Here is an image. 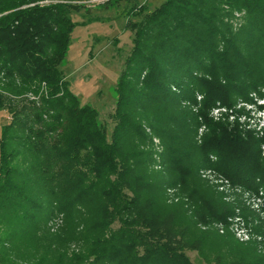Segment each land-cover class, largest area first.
<instances>
[{
	"label": "trees",
	"instance_id": "16d2710c",
	"mask_svg": "<svg viewBox=\"0 0 264 264\" xmlns=\"http://www.w3.org/2000/svg\"><path fill=\"white\" fill-rule=\"evenodd\" d=\"M92 1L0 0V264H264L202 178L264 197V136L210 116L264 98V0H106L132 34L110 134L64 73Z\"/></svg>",
	"mask_w": 264,
	"mask_h": 264
},
{
	"label": "rangeland",
	"instance_id": "374dc122",
	"mask_svg": "<svg viewBox=\"0 0 264 264\" xmlns=\"http://www.w3.org/2000/svg\"><path fill=\"white\" fill-rule=\"evenodd\" d=\"M106 0H93L90 3V14L83 11L74 14L73 20L78 23L99 16L101 21L90 22L77 27L72 33L71 45L64 67L66 80L70 81V89L81 105H88L98 113L99 120L107 127L110 134L113 122L116 96L114 87L124 66L126 57L132 47V34L126 29V18L123 7L117 11L97 10ZM163 0H143L147 12L156 8ZM123 15V16H122ZM138 21V18H131ZM33 99V96H29ZM250 104H241L235 111L215 110L211 112L214 121H222L231 125L239 123V129L264 136V98L253 97ZM9 119L5 112L0 111L1 126ZM199 131V135L202 133ZM155 144L157 143L156 140ZM264 151V147H262ZM158 169V168H157ZM202 178L222 200L233 207V213L228 217L226 225L213 224L219 234L229 232L236 241L246 243L257 240L264 246V197L262 193H252L241 188L231 187L230 184L218 178L210 171L204 172ZM261 233V237H256ZM217 248L215 245L211 250ZM186 255L195 264L206 263L200 256L199 250L187 251Z\"/></svg>",
	"mask_w": 264,
	"mask_h": 264
}]
</instances>
